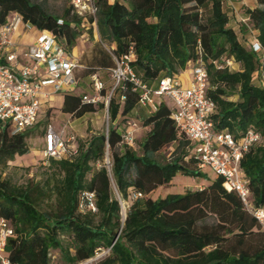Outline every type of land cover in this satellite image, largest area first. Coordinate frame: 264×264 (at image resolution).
Listing matches in <instances>:
<instances>
[{"label":"trees","instance_id":"16d2710c","mask_svg":"<svg viewBox=\"0 0 264 264\" xmlns=\"http://www.w3.org/2000/svg\"><path fill=\"white\" fill-rule=\"evenodd\" d=\"M107 1L93 0L99 39L115 58L132 52L130 67L141 83L155 88L160 78L187 72L200 60L207 73L205 95L215 104L213 131L227 130L238 138L251 129L258 135L239 168L249 201L264 207V0H255V7L242 12L255 32L256 51L251 44L242 45L227 27L222 0ZM13 13L36 30L55 35L66 51L80 35L81 18L71 3L53 15L30 0H0V26ZM86 22L90 25L92 19L87 17ZM97 61V68H91L96 72L109 67L105 56ZM77 81L78 85L79 77ZM135 100L128 84L116 89L107 104L106 138L100 132L68 142L74 154L47 159L40 181L16 185L0 172V218L12 229L3 251L9 264H50L51 259L54 264H77L112 243L109 254L94 264H264L263 230L237 195L223 189L219 178L181 195L144 198L177 173L200 174L187 157L188 143L173 128L169 106L160 101L153 113L137 116ZM92 111L93 106L80 104L79 96L63 93L61 113L80 117ZM129 119L149 128L137 144L138 154L118 145L120 125ZM29 132L11 135L2 130L0 171L14 156L28 151ZM105 143L118 195L124 201L130 191L143 195L131 202L122 221L108 172L101 165L95 167L102 161ZM171 143L176 144L170 153L175 156L156 160ZM84 192L93 194L96 212L85 209ZM208 217L213 218L210 224L205 223Z\"/></svg>","mask_w":264,"mask_h":264},{"label":"built area","instance_id":"2783aa9c","mask_svg":"<svg viewBox=\"0 0 264 264\" xmlns=\"http://www.w3.org/2000/svg\"><path fill=\"white\" fill-rule=\"evenodd\" d=\"M70 3L73 12L81 18V24H88L85 16L90 17L92 22L88 25L95 30L96 9L93 0H70ZM20 22L19 16L13 13L0 26V58L2 59L0 63V123L7 122L11 128V135L30 129L36 124L40 98H46L49 94L43 92L44 88H48L53 94L71 93L78 83L76 73L81 70L88 72L87 87L92 95L82 94L80 104L95 106L103 101L106 116L107 104L114 91L118 88L123 89L124 83L128 84L130 92L136 93V107L145 110L146 114L153 113L160 101L167 100L170 103L168 117L176 134L188 143L187 157L194 161L197 171L208 168L215 178H219L223 189L237 195L244 210L255 219L264 232V207H254L249 201L247 181L239 168L242 156L258 140V135L251 129H247L238 138L233 137L227 130L213 131L211 117L215 113V104L205 95L207 73L200 60H197L187 71L189 80L186 84H183L177 75L162 77L157 81L155 88H150L141 83L132 71L130 63L134 57L130 50L127 54L115 58L110 49L98 40L113 61V65L105 69L111 81L109 90L107 94L101 95L104 84L98 72L80 65L78 60L71 57L63 44L50 32L39 31L38 36L27 46L23 54L28 64L15 70L17 56L9 36ZM26 26L29 25L26 24ZM250 44L252 50L256 51L257 43L253 41ZM226 65L229 67L230 63L226 62ZM123 99V96H120L119 101ZM137 127L138 120L129 119L123 122L119 129L118 145L134 150L135 142L132 137ZM61 133L58 135L50 125L45 126L41 150L44 160H60L74 154L67 144L69 139L63 140ZM103 133L106 138L107 127ZM107 151L108 147L105 143L100 164L109 173L111 164ZM142 197L143 195L136 191H130L128 194V198L132 201ZM81 198L84 200L85 209L91 213L96 212L92 193H81ZM115 200L122 211L124 200L118 195ZM123 219L124 216L121 220ZM11 236L10 225L0 218V264H9L3 251L7 239ZM112 244L106 248L97 249L92 257L77 264H94L109 254ZM50 264H54L53 259Z\"/></svg>","mask_w":264,"mask_h":264},{"label":"rangeland","instance_id":"374dc122","mask_svg":"<svg viewBox=\"0 0 264 264\" xmlns=\"http://www.w3.org/2000/svg\"><path fill=\"white\" fill-rule=\"evenodd\" d=\"M33 3L39 4L46 12L53 15H60L63 10L70 4V0H30ZM10 16V15H9ZM8 16V17H9ZM87 19V17L85 16ZM80 35L74 40L72 47L69 50L70 56L76 58L80 65L83 67H94L97 64V60L103 55L107 59L108 66L111 67L113 65L112 59L110 60L107 52L102 48L100 42L103 45H107L105 41L99 39L96 29L94 30L88 24L82 23L80 24ZM252 34H249L248 42L238 36V41L247 46L253 42ZM100 40V42H98ZM82 44L83 52L80 56H77L75 44L78 46ZM1 54V50H0ZM87 71L81 70L79 74V78L82 81H86ZM183 74V73H180ZM179 74V75H180ZM98 76L101 82L104 84L103 94H107L109 90V86L111 81L109 80L108 75L105 71H98ZM86 83V82H85ZM88 83V82H87ZM86 86V85H85ZM84 86V87H85ZM87 87V86H86ZM85 87V89H86ZM77 92V91H76ZM79 93V91H78ZM85 94L92 95L91 90L87 87V91ZM102 95V94H101ZM229 99H235V97H230ZM168 106L170 103L167 100H164ZM51 108H46L43 105H40L38 108L37 116H36V124L27 129L30 130L25 142L28 147V151L23 155H16L14 158L7 162L6 166L1 169V176L5 178H9L11 182L16 185H22L28 179H32L34 181H40L43 179V169L47 167L48 163L41 156V150L43 147L42 137L44 133V129L46 125H50L54 132L58 135L61 133V137L63 140L69 139V142H78L86 139L88 136L94 133L104 132L106 127L109 125L108 116H106L104 112L103 101L98 102L95 106H93L92 112H86L80 117L70 116L63 114L59 109V101H51ZM138 109V108H137ZM144 116V114L137 110V116ZM140 128L141 125L138 124ZM2 130H5L10 134V126L7 125V122L0 123V133ZM138 130V128H136ZM145 132H138L133 134V140L135 142V152L138 154V142L144 137ZM175 143H171L165 147H163L157 154L156 160L161 161L169 160L174 157V153L170 155V153L175 148ZM121 147L117 146L116 151H119ZM107 157L109 159V152L107 151ZM101 165L100 163H96L95 167ZM186 166L189 168H193L190 163ZM198 177H190L186 175H181L179 173L175 174L170 183L163 186L156 187L148 196L145 195L144 198L156 199L159 197H164L165 195L170 194H183L186 190L193 191L197 190L198 187H201L210 183L215 176L210 172L208 168H201L199 170ZM109 181H110V192L111 196L116 199V195H118L113 181L111 179L110 172L108 173ZM205 187V186H204ZM203 187V188H204ZM119 196V195H118ZM132 200L128 197L124 201V208L122 211L119 208V217L121 218L126 214L128 207L130 206ZM122 214V215H121ZM213 222L212 217H208L205 220L206 224H210ZM253 243V241H252Z\"/></svg>","mask_w":264,"mask_h":264},{"label":"crops","instance_id":"0c3cea01","mask_svg":"<svg viewBox=\"0 0 264 264\" xmlns=\"http://www.w3.org/2000/svg\"><path fill=\"white\" fill-rule=\"evenodd\" d=\"M112 0H108L107 3L110 4ZM255 7V0H222V10L225 13L227 17V27L230 28L236 35L237 39L238 36L244 39L246 42H248V37L249 34H252V40L255 36V32L251 31L249 29L247 19L245 16L242 14V12L245 9H252ZM39 31L36 30L35 28L31 26H26L25 23L20 22L18 25L15 27L14 31L10 34L9 36V41L16 53V65H15V70L21 69L22 66L27 65L28 62L24 59L23 54L34 39L38 36ZM113 46V45H111ZM75 49H76V54L77 56H80L81 53L83 52V47L82 44L80 43L78 46L75 44ZM69 55V51H67ZM78 58V57H76ZM92 68H97V67H92ZM77 76L79 77L80 71L76 73ZM178 79L183 83L186 84L189 80V74L183 73L178 75ZM86 82V83H85ZM87 76H86V81H81L79 84L75 87V89L70 93L71 95L75 96H81L82 94H85V91H87ZM86 85V86H85ZM86 89H85V87ZM77 91V92H76ZM79 91V93H78ZM43 92L49 93L46 98H40V105H43L46 108H51V101H59V109L63 100V93H50V90L48 88H44ZM138 111L142 112L144 115H146L145 110L143 109H137ZM134 110H132L127 116H131L133 114ZM65 114V113H63ZM68 117H70L69 114ZM131 118V117H129ZM49 125V124H48ZM138 130L135 132H146L148 131V127H137ZM176 145V144H175ZM170 183V182H169ZM207 185V184H206ZM204 185V186H206ZM202 186V188L204 187ZM201 187H198L197 190L202 189ZM151 193V192H150ZM148 194V196L150 195Z\"/></svg>","mask_w":264,"mask_h":264}]
</instances>
